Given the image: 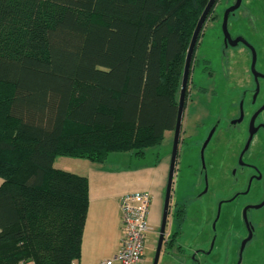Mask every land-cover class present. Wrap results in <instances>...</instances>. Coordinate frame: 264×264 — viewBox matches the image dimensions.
Masks as SVG:
<instances>
[{"label": "trees", "instance_id": "16d2710c", "mask_svg": "<svg viewBox=\"0 0 264 264\" xmlns=\"http://www.w3.org/2000/svg\"><path fill=\"white\" fill-rule=\"evenodd\" d=\"M207 2L0 0V264L79 260L88 183L54 160L162 143Z\"/></svg>", "mask_w": 264, "mask_h": 264}, {"label": "flooded vegetation", "instance_id": "af4514ba", "mask_svg": "<svg viewBox=\"0 0 264 264\" xmlns=\"http://www.w3.org/2000/svg\"><path fill=\"white\" fill-rule=\"evenodd\" d=\"M227 1L231 3L226 9L236 8L227 17V31L233 46H227L225 50L232 49L248 59H215L217 71L212 70L210 60L202 59L203 66L198 72L194 70L197 59H191L177 158L178 149L181 147L184 151L189 144H194L198 130L201 131L199 180L202 189L198 198L205 197L210 187L214 188L206 205L212 208L209 213L213 212L215 224L224 205H233L225 210L228 215L242 197H249L250 201L240 208L243 233L238 236L234 248L212 254L213 239L206 243L202 241L203 245L185 253L177 244L181 233L178 229L185 220V205H174L171 213L183 208L184 219L181 224H176L175 231L166 235L158 264H217L230 255L228 264H249L250 256L252 259L248 246L254 240L255 220L249 218V214L264 210V0ZM214 6L206 20L211 19ZM189 92L193 95L189 96ZM198 97L215 98L218 101L216 115L212 117L209 107L198 103ZM169 133L172 149L174 128ZM206 140L202 163L200 152ZM244 209H247L246 222L242 217Z\"/></svg>", "mask_w": 264, "mask_h": 264}, {"label": "rangeland", "instance_id": "374dc122", "mask_svg": "<svg viewBox=\"0 0 264 264\" xmlns=\"http://www.w3.org/2000/svg\"><path fill=\"white\" fill-rule=\"evenodd\" d=\"M230 1L217 0L212 12L211 19H207L200 31L197 39L196 46L192 55V59H197L195 69L196 72L203 66L201 60L208 59L211 62L212 70H218V61L215 59H248L243 55H238L232 49L225 50L222 43V32H221V16L223 10L229 5ZM231 21L228 23V30L230 31ZM186 54V52H185ZM185 55L183 58L184 64ZM183 70V66H182ZM195 72V73H196ZM182 75V72H181ZM181 81V80H180ZM180 88V82H179ZM179 90L177 94V99ZM193 92H189V96H192ZM198 103L201 106L207 105L211 112L212 117L216 115L218 101L213 99H204L198 97ZM176 99V100H177ZM196 102V98L193 97ZM201 131L198 130V137L194 141H191L186 150L178 149V158L175 166V172L173 177L170 209L168 216L167 230L170 228L169 222L171 212L174 205H185V220L180 228L181 233L178 237L177 244L181 246V249L188 253L191 249L203 245V242L213 241V252L217 253L221 249L234 248L237 245V238L243 233V225L241 219V206L250 201L249 197H242L237 206L227 215L225 210L231 208V205H224L219 219L213 221V212L209 213L212 208H207L209 204L208 198L213 194V189L210 187L205 197L198 198V194L202 189V185L199 180V144ZM171 154V135L165 133L162 143L154 148L145 150L144 157L139 159L133 157L130 153H115V158H110V165L121 166L122 168H132L133 170H147L153 168L155 162L163 156H168L170 159ZM112 157V156H111ZM157 164V163H156ZM169 166L165 168V185L160 191V197L158 199H152V205L149 210V223L153 226L154 232L157 233L158 225L161 220L163 201L165 195V188L168 178ZM206 206V207H205ZM209 213V214H208ZM249 218L255 220L254 240L248 246V253L252 255V259L249 258V264H264V210L252 211L249 214ZM254 218V219H253ZM174 223V221H173ZM158 224V225H157ZM157 225V226H156ZM173 228L174 224H173ZM154 236V233H153ZM149 235V241L146 245L145 258L146 263L150 264L155 251L156 238ZM152 238L154 243L152 242ZM203 241V242H202ZM246 254V253H245ZM247 255V254H246ZM227 258V256H226ZM231 259V255L224 262H218L217 264H228ZM173 264H180L173 262Z\"/></svg>", "mask_w": 264, "mask_h": 264}, {"label": "crops", "instance_id": "0c3cea01", "mask_svg": "<svg viewBox=\"0 0 264 264\" xmlns=\"http://www.w3.org/2000/svg\"><path fill=\"white\" fill-rule=\"evenodd\" d=\"M166 133L169 134V132ZM114 156L115 154H111L108 160L101 165L86 160L63 157L54 160V169L84 177L88 183V206L82 231L80 258L72 264H105L118 252L120 246V198L125 194L147 192L151 197L150 210L152 199H158L160 191L164 188V171L169 166L168 156L161 157L155 162L153 168L144 171L112 166L110 165V158H115ZM1 183L0 180V185ZM160 222L159 225L157 224L158 230ZM173 224L176 228L177 222L173 219L171 213L170 228L167 230V234L175 231ZM148 227L146 245L149 241V235L153 236L154 233L153 238L157 239V233L154 232L155 230L150 225L149 219ZM153 238L152 242L154 243ZM146 262L144 257L141 264Z\"/></svg>", "mask_w": 264, "mask_h": 264}, {"label": "water", "instance_id": "95a60500", "mask_svg": "<svg viewBox=\"0 0 264 264\" xmlns=\"http://www.w3.org/2000/svg\"><path fill=\"white\" fill-rule=\"evenodd\" d=\"M216 0H208L206 3L203 11L201 12L197 23L195 25V28L192 32L186 54H185V59H184V64H183V70H182V75H181V82H180V88H179V96H178V101H177V112H176V120H175V125H174V139L172 143V149H171V154H170V159H169V171H168V178H167V183H166V188H165V195H164V201H163V209H162V215H161V222L159 226V232H158V239L155 247V254L153 257L152 264H158L159 257L162 251V245L164 242V239L166 237V228L168 225V216H169V209H170V199H171V191H172V184H173V177H174V172H175V165H176V159H177V148H178V140H179V132H180V125H181V119H182V113L184 109V102H185V95H186V90H187V83H188V75H189V70H190V64H191V59L192 55L194 52V48L197 43L198 36L200 34V31L206 21L207 16L210 13V10L214 6ZM236 8L234 7H229L226 9L223 13V19H222V24H221V32H222V43L224 48L227 46H233V43L231 42L229 33L227 31V17L228 15L233 12V10ZM207 143L206 142L203 144L201 152H200V160L203 163V149ZM262 205L253 207V209H258ZM246 211L247 209H244L242 213V217L244 219V222H246Z\"/></svg>", "mask_w": 264, "mask_h": 264}, {"label": "built area", "instance_id": "2783aa9c", "mask_svg": "<svg viewBox=\"0 0 264 264\" xmlns=\"http://www.w3.org/2000/svg\"><path fill=\"white\" fill-rule=\"evenodd\" d=\"M147 192L125 194L119 201L121 238L118 252L105 264H141L149 232ZM21 264H33L31 262Z\"/></svg>", "mask_w": 264, "mask_h": 264}]
</instances>
